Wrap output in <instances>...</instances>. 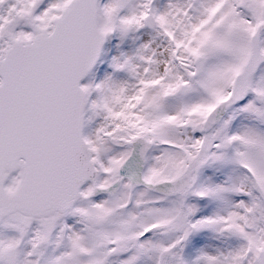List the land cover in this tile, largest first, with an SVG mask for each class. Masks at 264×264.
<instances>
[{"label": "snow or ice", "instance_id": "obj_1", "mask_svg": "<svg viewBox=\"0 0 264 264\" xmlns=\"http://www.w3.org/2000/svg\"><path fill=\"white\" fill-rule=\"evenodd\" d=\"M0 264H264V0H0Z\"/></svg>", "mask_w": 264, "mask_h": 264}]
</instances>
